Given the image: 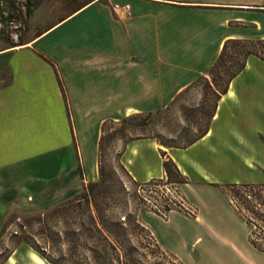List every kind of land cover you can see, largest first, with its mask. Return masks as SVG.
<instances>
[{
  "label": "crops",
  "instance_id": "1",
  "mask_svg": "<svg viewBox=\"0 0 264 264\" xmlns=\"http://www.w3.org/2000/svg\"><path fill=\"white\" fill-rule=\"evenodd\" d=\"M114 1L129 3L131 16L119 19L106 2L91 0L24 43L0 38V227L3 214L30 205L32 196L55 207L79 194L81 161L85 183L95 181L105 121L128 116L131 108L151 111L195 78L192 64L177 65L174 53H202L215 42L213 52L196 58L207 63L228 38H264V0ZM163 52L173 55L168 62ZM156 62L188 76L165 93ZM149 140L156 141L127 142L121 155L138 182L165 174ZM159 146L162 155L163 148L178 150L165 151L184 176L193 169L208 185L264 183V60L248 57L205 135L186 148ZM239 219L254 247L248 223Z\"/></svg>",
  "mask_w": 264,
  "mask_h": 264
},
{
  "label": "rangeland",
  "instance_id": "2",
  "mask_svg": "<svg viewBox=\"0 0 264 264\" xmlns=\"http://www.w3.org/2000/svg\"><path fill=\"white\" fill-rule=\"evenodd\" d=\"M88 1L90 0H0V38L8 44L24 43ZM103 1L115 15L112 9L115 1ZM72 29L71 26L70 30ZM217 38L218 36L214 39ZM213 44L206 46L208 51L202 53L194 50L173 54L177 65L192 64L195 68V78L180 90L179 87H173L187 78L186 71L156 62L157 68H161V78H158L161 79L163 91L167 93V90H173L164 99L154 103L155 109L142 111V117L127 122H122L126 116L105 121L108 123L105 126L103 166L107 182L102 189L106 190L107 195L100 198L99 207L105 208L108 226L119 221L133 232L118 240L114 239L122 251L124 264L128 261L124 258V249L120 244L128 249L130 246L136 248L133 252L126 251L128 257L130 253L133 254L131 256L136 264H264V252L255 246L251 247L246 241V228L239 219L244 218L235 207V197L229 198L221 184H206L192 168L184 179L175 173L170 177L165 173L163 177L137 182L121 166L126 141L133 135L152 136L159 144L160 140L165 144L182 145L185 139L193 138L199 131L207 128L211 114L215 111L216 96L207 87L204 77L210 79L209 71L219 53L210 54L207 63L196 58L203 57L206 52H213L216 48L215 42ZM161 55L162 61L168 62L172 54L163 52ZM133 104L131 102V107ZM130 112H133L132 108ZM148 113L151 114L147 115ZM133 114L137 112L128 116ZM111 120L117 122H109ZM156 141L149 140L147 144L164 161L165 156L157 151L160 146ZM163 150L174 155L179 152L175 149ZM182 152L186 155L185 151ZM86 161L89 172L92 167L90 156H87ZM81 163L82 174L77 175L74 195L83 191L89 178L85 164L83 161ZM97 163L94 176L98 177L95 181L100 179L99 157ZM58 184L68 185L66 182ZM44 191L48 193L51 190ZM232 191L238 199H242L239 190L233 188ZM39 199L41 198L32 196L28 199L30 205L21 202L22 205L18 204L13 207L14 210L3 214L0 227V264H55L23 239L30 233L36 234L39 244L46 245L44 235L38 233L42 226L37 224L38 217L41 215L42 218L54 206L48 205L52 201ZM251 228L249 225V239ZM245 244L250 247H245ZM50 251L57 254L53 249H49ZM114 264H119V261Z\"/></svg>",
  "mask_w": 264,
  "mask_h": 264
},
{
  "label": "trees",
  "instance_id": "3",
  "mask_svg": "<svg viewBox=\"0 0 264 264\" xmlns=\"http://www.w3.org/2000/svg\"><path fill=\"white\" fill-rule=\"evenodd\" d=\"M250 55H256L264 60V38H228L224 42L220 54L209 71L210 79L204 77L207 87L216 96V107L221 96L228 91L233 78L245 68ZM150 114L148 113L147 115ZM214 114L215 111L211 114L212 118ZM138 117H142V114L137 113L126 116L122 119V122H127ZM109 122L117 121L111 120ZM107 123L108 121L103 124L99 142L100 179L88 182L85 184L82 192L66 202L53 207L42 215V218L41 215L38 217L37 224L42 225L38 233L44 235L45 246L39 244L40 242L36 234L30 233V235L23 238L31 247L52 263L114 264V262L119 261V264H124L122 251L114 239L118 240V238L124 235L128 236L133 232L119 221L111 223V227L108 226V220L105 219V208L99 207L100 198L107 195L106 190L102 189L107 182L103 166L104 141L106 137L105 126ZM210 123L207 128L199 131L193 138L185 139L182 145L165 144L156 138L166 147L186 148L207 133ZM145 137L153 138L152 136L133 135L127 139L126 143ZM163 155L165 156L163 168L166 175L170 177L175 173L181 179H184L185 176L181 173L178 165L167 155L165 150H163ZM121 166L136 181L129 174L122 162ZM180 182L186 181L180 180ZM233 188L239 190L238 192L242 199H238L233 194ZM223 190L229 198L234 199L235 197L233 200L235 207L252 227L250 235L251 243L264 252V183H228L223 186ZM241 191L244 193H241ZM99 218L101 221H99ZM53 223H55V226ZM137 227L139 226L137 225ZM133 228L135 229V227ZM120 247L124 249V258L128 261L125 264H136V261L132 259L133 254L130 253L128 257L127 253L128 251H135L136 248L130 246L128 249L122 244H120ZM49 249L57 251V254L49 252Z\"/></svg>",
  "mask_w": 264,
  "mask_h": 264
},
{
  "label": "built area",
  "instance_id": "4",
  "mask_svg": "<svg viewBox=\"0 0 264 264\" xmlns=\"http://www.w3.org/2000/svg\"><path fill=\"white\" fill-rule=\"evenodd\" d=\"M112 9L119 19H125L132 14V8L129 3L114 2L112 3Z\"/></svg>",
  "mask_w": 264,
  "mask_h": 264
},
{
  "label": "bare ground",
  "instance_id": "5",
  "mask_svg": "<svg viewBox=\"0 0 264 264\" xmlns=\"http://www.w3.org/2000/svg\"><path fill=\"white\" fill-rule=\"evenodd\" d=\"M132 113V112H131Z\"/></svg>",
  "mask_w": 264,
  "mask_h": 264
}]
</instances>
